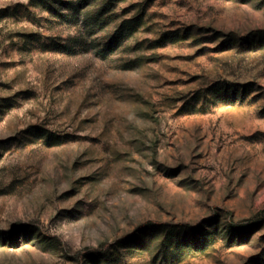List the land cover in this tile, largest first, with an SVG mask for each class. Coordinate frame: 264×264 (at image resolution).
Here are the masks:
<instances>
[{
  "label": "rangeland",
  "instance_id": "1",
  "mask_svg": "<svg viewBox=\"0 0 264 264\" xmlns=\"http://www.w3.org/2000/svg\"><path fill=\"white\" fill-rule=\"evenodd\" d=\"M0 264H264V0H0Z\"/></svg>",
  "mask_w": 264,
  "mask_h": 264
}]
</instances>
